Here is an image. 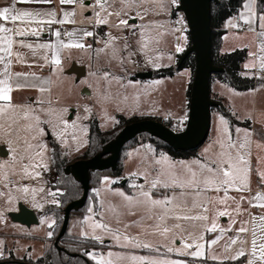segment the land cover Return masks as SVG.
<instances>
[{
  "label": "rangeland",
  "instance_id": "374dc122",
  "mask_svg": "<svg viewBox=\"0 0 264 264\" xmlns=\"http://www.w3.org/2000/svg\"><path fill=\"white\" fill-rule=\"evenodd\" d=\"M168 3V0H123V2L116 0L108 8V12H119L120 15L105 16L108 20V23L105 24V39L102 40L98 50L95 52L101 55L103 65L107 67L103 73H89L87 76L77 79V77L67 75L61 70H54L53 73L43 80L46 85L44 86L46 90L44 95L38 96L36 103L28 104L27 106L36 109L38 113L41 108L54 109L57 114H62L63 118L67 119L69 123L76 121L78 127L75 130L69 129L67 135L60 138L56 136L51 125H41L47 133L42 138L47 145V150L43 157V163L47 164V169L43 167L36 169V171L41 173L39 177L35 179L31 177L24 178L22 163L27 164L29 161L25 158L22 163L20 162V156H27L23 151L24 139L33 144L36 143L35 140L31 139L32 133L24 131L26 124L30 123V121H25L22 118L23 113L20 112L17 116V123L12 124V113L0 114V124L5 126V131L0 132V150L1 147H4L8 152L6 156H2L0 153V163L8 165L6 168L0 169V241H2V244H0V260H8L10 257H14L17 260L28 259L37 261L45 252L44 242L48 237L49 225H52L55 220L57 222L55 209H60L59 194L61 193L60 190L53 189V186L57 183V176L52 165L51 141L56 142L64 150V155L68 161H72V159L82 155L87 147L91 121L96 120L100 129L109 131L118 124L119 117L126 119L141 117L156 120L161 119L164 115L171 113L177 115L180 113L181 105L179 102L183 96L184 77H164L168 78L165 80L156 77L144 79L136 77L140 73L151 71L155 73L160 69L169 68L173 65L174 53L178 44V38L175 36L177 32L179 34L183 33V51L177 56L176 65L179 56H182L190 47L188 31L182 32V28L187 25L186 19L182 13L177 11L179 0H176L171 8V24L170 20L165 18ZM93 9L94 5L91 8L94 13ZM174 11L177 14H174ZM244 11L245 9L243 8L240 13ZM101 15L104 16L105 13L101 12ZM129 15H134V19L138 18L140 20L137 39H135V35H129L123 25L120 24V21L122 19L126 20ZM229 21L233 24L236 23L235 17H232ZM143 23L146 25L145 28L140 27ZM165 24H170L175 31L170 28H162V25ZM111 37H115V39L113 40ZM227 41L229 43L226 52L232 53L237 50H247L245 65L254 64L255 67H246L249 70L242 72V75L259 79L260 84L256 85L254 89L240 92L223 82L214 80L211 83V98L213 101H221L235 118L237 116L238 118L246 117L249 120L245 122H254L258 131H256L257 140L260 139L261 141L264 137L263 134L259 133L260 128H264V69L260 68V58L264 56V52L261 51V47L264 46V36H257L256 38L248 27V30H232L227 36ZM145 42L148 44L147 49L142 48V44ZM230 46L235 48L229 51L231 49ZM101 49L103 51H100ZM251 53H255V55H251ZM186 71H188L190 83L193 81L194 74L189 69H186ZM104 73H108L107 77L103 75ZM134 81L139 83L133 85L132 82ZM30 84H32V89L29 92L38 95L39 89L42 88L40 80L32 79ZM216 89L221 91L225 99H219L213 91ZM41 100L44 101L43 104L39 103ZM85 108L90 109V111L86 112ZM65 109L67 111H64ZM40 114L41 119L46 118L43 113ZM213 114L216 115L218 112L212 111V116ZM214 119L215 117L213 116L211 118V134H209L207 140L199 149L214 142L212 133L214 130ZM164 121L162 120L165 124ZM9 124H12V129H8ZM185 124H181L180 121H173L171 128L176 132H180L185 129ZM7 132H12V134L8 135ZM73 134L76 137L75 139L72 138ZM62 139H66L67 144L63 143ZM255 151L256 154L259 153L257 146ZM68 155L70 158H68ZM254 169H257V164H254ZM5 175H7V179H5ZM140 178H142L141 182L147 189V181L152 178L149 174H144ZM123 181L120 183V189L116 190L115 193L110 190L111 178L107 176L103 179L99 190L96 187L92 188L93 197L89 206L92 212H89L88 208L86 217L91 216L93 221L107 224L108 228L112 230V234L99 229L96 230V234L101 235L104 242L110 239L112 243L111 246L97 241L92 244L87 243L84 245L82 252L84 253L87 250V253L105 257H107L109 252H112L113 256L110 259H112L113 264H140L139 260L133 261L131 259L133 256L145 257L146 260L183 261L184 264H187L186 260L172 256L180 255L177 251H168L169 247L183 249L184 240L176 239L173 243L172 238L174 234L179 236L185 234L173 226L177 223H183L182 225L188 228L189 232L198 236L201 223L168 218L164 222H159L156 219L155 224L150 225L148 217H145L144 212L146 209L144 205L137 206L133 203V205L137 206L135 207L140 213L129 218L128 227L124 226L122 228L120 226L122 221L121 214L123 215L124 213L122 205L127 202L118 199L116 193L119 191H123L125 194L129 192L127 185L122 187ZM129 186H132V184L130 183ZM24 187L29 188L28 193L22 191ZM41 188L44 189L43 192L39 191ZM32 189L37 190L34 195L31 192ZM49 192H54L57 195L53 197L48 195ZM135 192L137 193L136 188ZM95 197L99 202V208L96 212L93 206V204H98L95 201ZM54 199L57 201L55 204L52 203ZM191 204L192 199L189 198L188 207H191ZM20 205L36 211L41 218L40 225L26 227L14 223L10 218V213H12L10 211L19 209ZM129 208L133 209V207ZM79 216L80 214L71 217L70 227L68 228L69 233L72 236L82 237L85 236L82 233L87 232L88 235L85 237L92 238V229L88 223L84 222L80 232L77 233ZM158 222L161 223L162 227L166 225L172 229L168 233L167 239L156 229ZM192 223L197 226L189 227ZM56 230L46 248L52 246L56 240L60 228L58 227ZM125 235L134 239L136 244L125 241ZM114 236H119L120 239L116 240ZM137 244L139 246H136ZM144 244H148L150 247L145 248L143 247ZM239 247L240 245L238 244L236 249ZM232 250L228 253L232 254ZM87 257L91 259L88 255Z\"/></svg>",
  "mask_w": 264,
  "mask_h": 264
},
{
  "label": "snow or ice",
  "instance_id": "6c2138e0",
  "mask_svg": "<svg viewBox=\"0 0 264 264\" xmlns=\"http://www.w3.org/2000/svg\"><path fill=\"white\" fill-rule=\"evenodd\" d=\"M52 0H10V4L8 6L0 7V21L10 22L13 27L5 26V23H0V43L5 45L4 48L0 49L7 56H15L18 62H23L24 57L20 52H13V45L18 44L20 47L33 49V44L26 43L23 39L14 40L15 37H28V36H38L40 32L43 30L41 25H52L55 23L64 24L66 22L74 23V20H69V17L73 16V13L65 12L64 19L56 20V13L53 11H49L46 13L40 12H32L21 10L17 8V4H29V3H51ZM60 4L71 5L78 3V0H59ZM116 0H95L96 7L93 9L95 15L97 17L96 22L99 24H106L108 20L105 18L107 15H117L119 16V12L110 13L108 12V8L114 4ZM123 2V0H121ZM176 0H172V3H175ZM83 7V5H81ZM244 12L240 13L239 18L248 25L249 30H254L252 25L258 21L259 27L264 29V9H262L259 13L256 9V0H246L243 3ZM101 12L105 13L104 16L101 15ZM47 16V20L39 19L41 16ZM139 15V14H137ZM142 18V17H141ZM22 22L26 26H16L17 22ZM36 24V27H28L27 25H31L32 23ZM121 25L127 27H135V25H129L127 20H121ZM229 26L236 27L237 25L233 24L229 21ZM135 34V33H134ZM261 36H264V31L259 33ZM54 35L56 36V42L54 44L49 43H41L36 45V48L39 49H53V56L51 59V64L55 65L57 70L61 65L60 59V51L61 49H84L85 44L80 41L84 37L93 36V32L84 31L83 35L77 38L76 33L73 31H68L65 33H61L59 30H55ZM65 35L68 37V41L65 42L61 39V36ZM111 39H115V37H111ZM186 39V38H185ZM127 46V45H126ZM87 47H91L88 45ZM142 48L147 49V42L142 44ZM183 49L177 47V51H182ZM100 51H103L101 49ZM261 51L264 52V46L261 47ZM251 55H255V53H251ZM171 58V57H169ZM4 57L0 56V61H2ZM43 59L48 61V57L44 56ZM260 68L264 69V56L260 58ZM11 61L4 65V71L2 73L3 79H0V114L12 113V124L17 123V116L20 112L23 113L22 118L25 121H30L27 123L24 131L32 133L31 139L35 140L36 143L33 144L29 142L27 139H24V148L23 151L27 154V156H20V162L22 163L25 158L29 161L27 164L22 163V173L24 178L31 177L35 179L40 176V172L36 171V169L43 167L47 169V164L43 163L44 153L47 150V145L43 142L42 138L47 134L45 132L44 127L41 125H51L53 131H55L56 136L63 138L67 135L69 129L75 130L78 125L76 121H72L69 123L67 119L63 118L62 114H57L54 109H43L39 110V113L36 109L31 108L27 105H18L13 102L12 93L14 90H19L25 87V85L20 83H13L14 78L24 77L26 74L16 72L12 73L10 70ZM246 67H255L254 64L246 65ZM35 75L34 73L32 74ZM107 77L108 73L103 74ZM119 79V78H116ZM158 83V82H157ZM34 87V86H33ZM42 92L45 89H40ZM39 103L43 104L44 101H40ZM51 103V101H49ZM19 110V111H18ZM64 111H67L66 109ZM85 111L88 112L90 109L85 108ZM46 117L45 119H41V114ZM54 117V119H53ZM87 118V117H85ZM221 122L223 125H227V121L221 118ZM12 124L8 125V129H12ZM5 131L4 124H0V132ZM224 134H227L228 129L225 126L222 129ZM236 132H241V129L237 128ZM8 135H11L12 132H7ZM250 134L245 130L244 132V142L236 143L232 140L231 137H228L227 147L229 149H236V154L232 155L230 152L221 151L219 153V159L212 161L210 164H202L200 160H193L191 162L180 161L179 166L176 163H173L168 160L166 156H161L160 159L154 160L152 165V171L155 173V177L150 181H147L148 188L145 189L143 184L136 185L133 184L132 187L137 189V194L135 196L126 195L123 191H119L116 195L123 198L129 205L135 203L137 206L144 205L149 207V209L160 208L161 212L158 215L157 219L159 222H164L168 218L176 219V220H184L189 222H207L202 224L203 231L208 233H217L219 230V235L214 236L210 240H205V236L203 232L200 235H194L192 232L188 231V228L184 227L182 224L177 223L173 227L176 229H180L185 235L179 236L177 234L173 235L172 241L175 242L176 239L184 240L183 249L177 248L173 249L171 247L168 248V251H177L180 255H189L195 258H204L205 257V245L208 246V255L207 259L216 261L220 260L221 257L215 254L211 249L213 246L219 244V242L225 238L226 234L229 232L235 231L234 236H228L226 242L223 247L226 253H228L232 246L240 245L238 249L235 250V254L227 255L224 257L227 260L232 261H240V264H264V214L259 217L252 216L251 213H248V219L237 220L236 217H233L231 213L227 210L229 205V201L233 205H235V211L239 215L241 214V208L239 204V200L236 197H230L228 195V189L233 188L236 191H250V162L245 158V155L240 153V149H245L250 143L249 139ZM40 138V139H38ZM73 139H75V135L73 134ZM62 142L67 144L66 139H62ZM220 145L221 149H224L225 142L224 140L217 141ZM257 147H261V145L257 144ZM8 165L4 163H0V169L6 168ZM32 169V171H30ZM14 174V173H13ZM135 175V173L133 174ZM262 182H264V172L259 173ZM5 179H7V175H5ZM114 182V181H113ZM161 189L171 191V195H163L161 198H154V192L159 193ZM177 190H179L177 192ZM223 190V197H207V202H198V199L203 193L208 191L220 192ZM24 193L29 192V188H22ZM36 189H32L31 192L34 195L36 193ZM40 192H43L44 189H39ZM48 195L55 197L57 194L54 192H49ZM192 199L191 207H188V199ZM240 200L245 199L242 195ZM257 203L252 204L253 207H259L264 210V191L257 192L255 197L253 198ZM52 203H57L54 199ZM251 203V201H249ZM208 205L213 206L214 216L210 219L209 207ZM216 205H224L225 210L216 211ZM199 208L201 211L196 213L195 215H191L193 209ZM175 209H179L182 215L176 214ZM247 212V209L244 210ZM89 212H92V209L89 208ZM134 214V213H132ZM216 217H229V222L227 227H219ZM151 218V217H149ZM258 221V224H257ZM85 223H88L89 227L92 229V239L103 243V238L101 235L96 234V230L106 231L109 234H112V230L108 228L107 224L93 221L92 217H86ZM156 224V229L160 232L162 236L166 239L168 238V233L172 231L171 228L164 225L161 226V223ZM53 223H55L53 221ZM210 224V226H208ZM233 229V226L237 225ZM249 225H252L250 228ZM52 225L50 224L49 227ZM195 223L189 225V227H196ZM125 227H128L126 225ZM257 227L259 228L260 235H257ZM251 232V240L249 242L246 239V235ZM49 236L52 235L51 232L48 233ZM82 235L87 236L88 233H82ZM116 240H119V236H114ZM125 241H129L133 244H136V241L128 236H124ZM191 241V242H189ZM2 244V241H0ZM136 246H139L138 244ZM143 247L148 248L150 245L144 244ZM93 261H96V264H113L112 252L105 256H97L93 253H86ZM122 259V257H120ZM133 261L139 260L140 264H184L183 261H157V260H146L145 257H131Z\"/></svg>",
  "mask_w": 264,
  "mask_h": 264
},
{
  "label": "crops",
  "instance_id": "0c3cea01",
  "mask_svg": "<svg viewBox=\"0 0 264 264\" xmlns=\"http://www.w3.org/2000/svg\"><path fill=\"white\" fill-rule=\"evenodd\" d=\"M168 6L166 7V11L167 13L165 14V18L166 20H170V24H171V8L173 6L174 3H172V0H168ZM246 2V1H245ZM10 4V0H0V7L3 6H8ZM81 5H83V7H81ZM92 5H94V8L96 7V4L94 2H80L78 1V3L75 4H71V5H67V4H60L59 0H52L51 3H29V4H17V8L21 9V10H26V11H32V12H40V13H46L49 11H53L56 13V20H62L64 19V13L65 12H69V13H73L74 15L69 17V20H74L75 22H66L64 24H60V23H55V24H59V25H64L66 27V32L68 31H73L76 33L77 38L81 37L83 35L84 31H91L93 32V36L90 37H84L80 42L85 44V48L84 49H77V48H72V49H61L60 51V59H61V65L59 67L58 70H61L62 72L67 73V75H73L76 77V75L74 74H68V71L71 69V67L76 64L78 66L84 67L85 68V76H87L89 73H97V74H101L103 73V71L107 68L103 65V59L101 57V55H99V53H95L96 50H98L99 44L102 42V40L105 39V35H106V25L105 24H99L96 22L97 17L95 15V12L93 13L91 8ZM256 8H257V12L259 13L260 10L258 9V0H256ZM243 9V7H242ZM241 9V10H242ZM264 9V6L263 8ZM240 10V11H241ZM240 16V12L237 16H235L236 19V23L235 25H237L236 27H231L229 26V20L228 19L223 26V30L225 31V34L222 37V45H221V53L222 54H227L229 52H226L227 49V45H228V41H227V36L230 34V32L234 29H238V30H248V25L245 24V22L243 20H241L244 25L246 26L245 29H240L238 27L237 24V19ZM134 15H129L127 17V21L129 25H135V27H127L124 26L125 31L129 34V35H135V39H137V35H138V24H139V19L136 18L134 19ZM39 19H43V20H47L48 17L47 16H41ZM240 19V18H239ZM132 20H136V23H132ZM0 23H5V26L7 27H13V25L10 22H4V21H0ZM54 24V25H55ZM170 24H165L162 25V28H170L171 30H174L173 28H171ZM16 26H21L24 27L26 26L25 24H23L22 22H17ZM28 27H36V24L33 22L31 25H27ZM42 27V31L40 32V34L38 36H28V37H15L13 36L14 40H20L23 39L26 43H31L33 44V49H27V48H23L20 47L18 44H14L13 45V52H20L23 54L24 57V61L23 62H18L16 57L13 55L11 57L7 56L3 51H0V56L4 57V59L2 61H0V79H3V71H4V65L6 63H8L9 61H11L9 67L12 73H16V72H20V73H24L26 74L24 77L21 78H14L13 83H20L25 85L24 88L19 89V90H14L12 93L13 96V102L15 104L18 105H28V104H32V103H36V100L39 98L38 96L40 95H44L45 91H41L39 89L38 91V95H34L32 93L29 92L30 89H32V84H30V81L33 80H40V84L42 83V85H40L43 89L44 86H46L44 83L46 79V77L48 75H50L51 73L54 72V70H57L56 66L51 64V59L53 56V49H39L36 48L35 46L41 43H49V44H54L56 42V36L53 35H49L47 32H45L43 25H41ZM140 27L145 28L146 25H144V23L142 25H140ZM252 28L254 30H250L252 33H254L255 37L257 38V36H261L259 33H261L262 31H264V29H261L259 27L258 21L256 23H254L252 25ZM175 31V30H174ZM135 33V34H134ZM183 33L179 34L178 32L176 33V37L178 38V44L177 47L182 48V44H183ZM61 39H63L65 42L68 41V37L65 35L61 36ZM88 45H91V47H87ZM5 45L3 43H0V49L4 48ZM231 49H234V46H230ZM183 51V50H182ZM182 51H177V48L175 49V53H174V62L172 66L176 65L177 62V56L182 52ZM44 56L48 57V61H45L43 59ZM246 61L242 64V71L246 72L249 69L246 68ZM154 74V71H151ZM35 74L34 76L32 74ZM84 76V77H85ZM154 77V76H153ZM175 77H184V84H183V96L181 97L180 100V105H181V110L180 113H178L177 115L174 113H171L169 115H164L161 117L162 120H172V121H180L181 124H184L187 116H188V96H187V92H188V85H189V80H188V71H183L181 73H178L175 75ZM83 78V77H82ZM168 79V78H163V80ZM217 82V81H216ZM139 82L138 81H134L132 82L133 85H137ZM214 93L217 94V96L220 98H224V96L222 95L221 91L219 89L213 90ZM91 94V92H90ZM38 97V98H37ZM225 99V98H224ZM237 115V114H236ZM215 117V121H214V130H213V143L209 144L208 146H204L202 149L198 150V157L195 158H190V159H182V160H175L173 159L170 155L165 154V153H157L155 148L152 147L149 144L146 145H139L136 147L131 148L128 153L127 156L124 160V171H123V176L122 178H115L112 176H107L111 178V182H110V190L112 193H115L116 190L120 189V183L122 180H124L126 182L125 185H122V187L124 186H128L129 188V192H126L127 195H132L135 196L137 193L135 192V188H133L132 186H129L130 183L136 184V185H141L143 184L142 181V176H144V174H149V176L153 179L155 177V173L152 171V165L154 160L160 159L161 156H166L168 158L169 161L176 163L177 166H179V162L180 161H184V162H191L193 160H200V162L202 164H210L212 161H215L217 159H219V153L221 151H225V152H230L232 153V155L236 154V149H229L227 147V142H228V137H231L232 140L236 143H242L244 142V132L245 130L250 134L249 139L251 141V143L245 148V149H240V153L242 155H245V158L250 162V191H236L233 188H229L228 189V195L230 197H236L237 200H239V204H240V208H241V214H237L235 211V205H233L231 203V201H229V205L227 207V210L231 213V215L233 217H236V219L239 221L241 219H248V213H251L252 216H256L259 217L260 215L264 214V210H262L259 207H253L252 204L257 203L253 198L255 197L257 192H261L264 191V182H262L261 177L259 175V173L264 172V137L263 139L260 141L257 140L258 136L256 134L257 131V126L256 124H254V122H251V127L247 128L244 126H240V125H234L232 126L229 121L227 119H225L222 115H220L219 113L214 115ZM212 116V118H213ZM223 117V119L225 121H227V125H223L221 122V118ZM239 122H245L246 120H249L246 117H240L236 118ZM227 127L228 132L227 134H224L222 132V129L224 127ZM239 128L241 129V132L237 133L236 129ZM102 131H104L103 129H101ZM212 131V130H211ZM258 132V131H257ZM259 133L263 134L264 136V128L262 129V127L259 130ZM211 134V132H210ZM220 140H224L225 142V147L224 149L220 148V145L217 143V141ZM89 143V142H88ZM257 144L261 145V147L258 148L259 153L256 154L255 148L257 146ZM256 145V146H255ZM88 147V144H87ZM87 147L85 148V150L87 149ZM4 148V147H1ZM62 149V148H61ZM63 150V149H62ZM84 150V151H85ZM4 151L6 152V155H8V152L6 151V149L4 148ZM64 151V150H63ZM83 151V152H84ZM66 152V151H65ZM67 154V153H66ZM68 158H70V156L68 155ZM72 159V158H71ZM73 160V159H72ZM254 164H257V169H254ZM256 172V173H255ZM135 173V175H133ZM106 178V176H104L101 180V184L103 179ZM114 181V182H113ZM101 187V185L98 187L97 190H99V188ZM179 190H177L178 192ZM171 195V191L169 190H164L161 189L159 193H155L154 192V198H161L163 195ZM223 190H221L220 192H214V191H208L206 193H203L198 199V202H203L206 203L207 202V197L212 196V197H223ZM244 196L245 199L240 200L239 198L241 196ZM98 198V195H97ZM97 200V208L96 205L93 204L95 212L98 210L99 208V202L98 199ZM118 199L123 200L122 197L118 196ZM124 201V200H123ZM249 201H251V203H249ZM136 205L131 204L129 205L128 203H123L122 207L124 210L123 215L121 214L122 217V221L120 222V226H122V228H124V226L127 225V223L129 222V218H132L134 216H137L138 213H140V211H138V209H136L135 207ZM129 207H133V209H130ZM146 211L145 213V217H148L149 219V223L150 225H154L155 221L158 217V215L161 212V209H149V207L144 206ZM209 207V217L210 219L214 216V211H213V206L212 205H208ZM216 211H222L225 210V206L224 205H216L215 206ZM247 209V212H245L244 210ZM19 209H13V211L10 212H18ZM176 214H180L182 215L183 213H180L179 209H175L174 210ZM201 210L199 208L193 209V211L189 214L191 215H195L196 213L200 212ZM36 212V211H35ZM134 213V214H132ZM37 214V212H36ZM88 215V212L83 215V216H79V227L77 228V233L80 232L81 228L83 227L84 224V220L85 217ZM38 216V214H37ZM151 217V218H149ZM39 218V224L41 223V218L38 216ZM217 223L219 225V227H227L228 226V222H229V217H216ZM55 223L52 224V226L49 228V232L52 233L53 235V229L56 225V220L54 221ZM200 222V221H197ZM70 223H71V219H70ZM201 223V228H200V232L198 233L199 235L203 232L204 236H205V240H210L211 238H214V236L219 235V230H217V233H208L206 231H203L202 228V224L207 223V222H200ZM183 224V223H182ZM258 224V221H257ZM21 225V224H20ZM210 226V224L208 225ZM70 227V224H69ZM235 227H238V224L233 226V229H235ZM249 227L251 228L252 225H249ZM261 233L259 231V228L257 227V235L259 236ZM52 235L49 236L45 239L46 241L44 242V247L46 250V246L47 244L50 242ZM235 235V231L233 230V232H229L226 234L225 238L222 239L218 245L213 246V248L211 249V251H213L215 254H217L218 256L221 257L220 260H210L207 259V255H208V246L207 244L205 245V257L204 258H195L189 255H172L174 258H178V259H183L187 261V264H240V261H232V260H227L224 257H226L227 255H231L230 253H226L224 250V243L227 240L228 236H234ZM83 238L86 239H92V238H87L85 236H82ZM122 238V237H121ZM246 239L251 240V232H249L246 237ZM93 240V239H92ZM95 241V240H94ZM107 246H111L112 240H108L104 242ZM180 244V242H179ZM182 244V242H181ZM237 245L232 246V254H235V249H236ZM230 252V251H229ZM96 263V261H94Z\"/></svg>",
  "mask_w": 264,
  "mask_h": 264
},
{
  "label": "trees",
  "instance_id": "16d2710c",
  "mask_svg": "<svg viewBox=\"0 0 264 264\" xmlns=\"http://www.w3.org/2000/svg\"><path fill=\"white\" fill-rule=\"evenodd\" d=\"M245 1L246 0H219L218 3H213L211 5V43L213 63L216 67L222 68L224 70L221 73L214 74L211 78V83L214 80H217L229 85L233 89L240 92L254 89L256 85L260 84L259 79L242 75V64L247 58V50H237L228 54H222L220 50L222 45V37L225 34V31L223 30L224 23L228 19L239 14ZM263 6L264 0H258V9L260 11L262 10ZM174 14H177L176 11H174ZM181 58L182 56H179V60L176 66H171L169 68H164L156 71L154 73V77H173L177 73H180L186 69H190L192 74H194L195 57L193 55H190L183 61H181ZM191 86L192 82H190L188 85V100H190ZM215 102L217 103V105L212 108V111H217L220 115L227 119L232 126L240 125L247 128L251 127V123L249 121L242 123L239 122L221 101L218 100ZM146 119L148 118L133 117L130 119H126L124 117H119L118 124L109 131H102L96 120L91 121L88 147L82 155H80L76 159H73L72 161H68L61 147L56 142L51 141L52 165L53 169L56 171L57 176V183L55 186H53V189L61 191V193L59 194L60 209H55L57 222L54 227L53 233H56V229H58V227L61 230L63 224V212L67 205L72 201L80 199L83 195L81 184L77 182L73 176L67 175L65 173L66 167L78 160H88L95 157L100 152H102L104 146L109 144L119 135V133L125 126ZM156 120L162 121L161 119ZM164 122L166 126L170 128L172 127V120H166ZM146 144L154 147L157 153L168 154L175 160L198 157V150L175 152L164 141L156 137H152L147 133L141 134L123 148L116 170H109L104 172L97 171L91 174V190L89 192L86 205L78 211H73L71 217L77 214H80L81 216L85 215L88 212L89 206L91 205L90 200L93 197L92 188H98L101 185V180L104 176L122 178L124 171V160L127 156L128 151L133 147ZM95 201L97 202L96 197ZM94 242L95 241L92 239H86L77 235L72 236L69 231H67L65 236L59 242L58 246L55 245L54 241L53 245L46 248L43 256L37 261H30L28 259L17 260L14 257H10L8 260H0V264H96L93 260L87 257V250H85L84 253L82 252L84 250V245H86L87 243L92 244Z\"/></svg>",
  "mask_w": 264,
  "mask_h": 264
},
{
  "label": "water",
  "instance_id": "95a60500",
  "mask_svg": "<svg viewBox=\"0 0 264 264\" xmlns=\"http://www.w3.org/2000/svg\"><path fill=\"white\" fill-rule=\"evenodd\" d=\"M218 2L219 0H179L177 11L184 15L190 37V47L182 55L181 61L190 55L195 57L185 129L176 132L162 121L151 119L135 122L125 126L119 135L104 146L102 152L95 157L69 164L65 173L73 176L81 184L83 195L64 209L63 224L55 240L56 246L68 231L72 212L86 205L91 190V174L97 171L116 170L121 152L129 142L147 133L164 141L175 152H187L199 149L207 140L211 129L212 108L217 105L211 98V78L214 74L224 71L214 65L212 56L211 5ZM132 23H136V20H132ZM68 74H74L77 79H81L85 76V68L74 64ZM153 76V72L136 75L139 79ZM0 153L6 156L4 148H1ZM125 184L126 182L123 181L122 185ZM10 218L14 223L26 227L39 224L36 212L24 205H20L18 212L10 213Z\"/></svg>",
  "mask_w": 264,
  "mask_h": 264
},
{
  "label": "built area",
  "instance_id": "2783aa9c",
  "mask_svg": "<svg viewBox=\"0 0 264 264\" xmlns=\"http://www.w3.org/2000/svg\"><path fill=\"white\" fill-rule=\"evenodd\" d=\"M78 1H80V2H94L95 3V0H78ZM182 15V14H181ZM237 24H238V27L240 28V29H245L246 28V26L244 25V23L241 21V19H237ZM43 28H44V30H45V32H47L49 35H51V36H53L54 35V32H55V30H59V31H61V33L63 34V33H65L67 30H66V27L64 26V25H59V24H52V25H47V24H45V25H43ZM188 31V27H187V25H185V27H183L182 28V32H187ZM190 70V69H189ZM178 74V73H177ZM186 123V122H185ZM182 130H184V129H182ZM181 130V131H182Z\"/></svg>",
  "mask_w": 264,
  "mask_h": 264
}]
</instances>
